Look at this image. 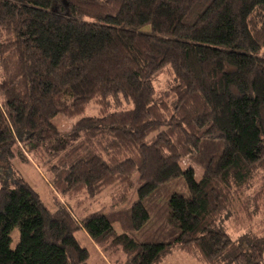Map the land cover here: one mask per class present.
I'll return each mask as SVG.
<instances>
[{
  "label": "trees",
  "instance_id": "trees-1",
  "mask_svg": "<svg viewBox=\"0 0 264 264\" xmlns=\"http://www.w3.org/2000/svg\"><path fill=\"white\" fill-rule=\"evenodd\" d=\"M23 151L55 212L4 177ZM262 223L264 0H0V264H85L79 230L123 264H263Z\"/></svg>",
  "mask_w": 264,
  "mask_h": 264
},
{
  "label": "rangeland",
  "instance_id": "rangeland-1",
  "mask_svg": "<svg viewBox=\"0 0 264 264\" xmlns=\"http://www.w3.org/2000/svg\"><path fill=\"white\" fill-rule=\"evenodd\" d=\"M123 104L125 103L123 102ZM90 105L91 106L87 107L84 114L89 115L94 114L96 112V107L93 104ZM52 122L60 129L68 128L70 125L69 121L61 114L56 115L52 119ZM23 152L24 154H26L25 157H16L13 162L12 171H8L4 177L7 180H12L13 176L22 177L37 193L43 205L50 212H55L58 209L56 199L59 200L57 202H60L64 205L65 203H67L66 200L58 196L56 192L53 191L52 187L49 185L45 176V166L40 165L39 162L29 152ZM181 164L184 166H188L191 163L187 160V158H182ZM256 180L257 179H255V181ZM75 208L79 209L77 207ZM84 213L85 212L83 211V214ZM247 219V214L240 212L238 210V207H233L231 212L229 213V217L223 219L222 225L223 227H225L231 238L236 239L243 232H245L250 225L252 227L255 226V220H252L249 224ZM260 225L262 227L264 226L263 223ZM257 227H259V225ZM10 238V246L11 248H14L19 239V231L17 227L13 228L10 232ZM75 238L77 239L78 243L88 251L89 257L85 264H123V260L126 258L122 251L109 252L108 250L104 251L101 247H97L94 243H91V240L83 231H76ZM171 253H168L167 256H164L154 264H184L185 262H187V256L185 253Z\"/></svg>",
  "mask_w": 264,
  "mask_h": 264
},
{
  "label": "crops",
  "instance_id": "crops-1",
  "mask_svg": "<svg viewBox=\"0 0 264 264\" xmlns=\"http://www.w3.org/2000/svg\"><path fill=\"white\" fill-rule=\"evenodd\" d=\"M92 243V242H91ZM98 247V246H97ZM173 251H176V252H173ZM178 251V252H177ZM172 252V253H171ZM168 253H171V254H173V253H184L183 251H181V250H179V249H176V248H173V249H171V250H169V252ZM168 253H166L164 256H167V254ZM186 254V253H185ZM163 256V257H164ZM186 256H187V262H185L184 264H204V263H202L201 261H199V260H197V259H195V258H193V257H191V256H189L188 254H186ZM162 257V258H163ZM191 262H193V263H191Z\"/></svg>",
  "mask_w": 264,
  "mask_h": 264
}]
</instances>
